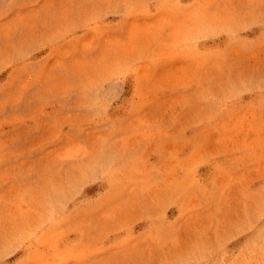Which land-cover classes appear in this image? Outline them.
Masks as SVG:
<instances>
[{"label":"rangeland","instance_id":"obj_1","mask_svg":"<svg viewBox=\"0 0 264 264\" xmlns=\"http://www.w3.org/2000/svg\"><path fill=\"white\" fill-rule=\"evenodd\" d=\"M0 264H264V0H0Z\"/></svg>","mask_w":264,"mask_h":264}]
</instances>
